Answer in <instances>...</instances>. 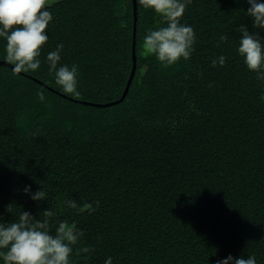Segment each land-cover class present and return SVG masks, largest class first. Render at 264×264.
I'll return each instance as SVG.
<instances>
[{
	"label": "trees",
	"instance_id": "trees-1",
	"mask_svg": "<svg viewBox=\"0 0 264 264\" xmlns=\"http://www.w3.org/2000/svg\"><path fill=\"white\" fill-rule=\"evenodd\" d=\"M136 8L133 38L132 0H58L41 68L0 66V214L12 219L10 203L33 215L50 207L53 233L75 222L84 236L72 264H215L229 254L264 264V84L236 54L239 27L252 31L246 0H193L183 22L195 51L168 68L142 49L147 30L166 22ZM221 33L229 41L217 47ZM133 40L124 100L82 104L122 97ZM61 43V63L79 65V96L48 72L47 53ZM222 54L226 65L212 67ZM25 185L42 186L47 202L37 206Z\"/></svg>",
	"mask_w": 264,
	"mask_h": 264
},
{
	"label": "clouds",
	"instance_id": "clouds-1",
	"mask_svg": "<svg viewBox=\"0 0 264 264\" xmlns=\"http://www.w3.org/2000/svg\"><path fill=\"white\" fill-rule=\"evenodd\" d=\"M146 10H152L167 26L149 28L143 38L142 49L145 56H154L164 68L179 61H188L195 51L197 37L194 28L183 22V17L193 0H137ZM239 2V0H237ZM246 16L251 19L252 31L247 25L239 27L240 36L236 54L242 59L249 72L264 84V0H246ZM51 0H0V40L5 41L3 60L13 66L14 75L36 72L41 68L44 46L49 40L46 29L54 16ZM229 36L221 33L217 47L227 44ZM64 44H57L54 51L47 53L45 62L48 72L54 76L55 84L71 96H79V65L62 64ZM229 57L219 55L211 60L212 67H224ZM211 87V85H209ZM41 103H47L44 92H37ZM264 102V93L260 95ZM22 193L30 200L47 202L48 192L41 186L33 191L31 185H25ZM70 209L80 210L76 200L66 201ZM19 207L18 215L14 208ZM5 212L12 216L6 220L0 214V261L2 264H72L71 257L76 245L84 236V230L75 222H59L55 233L51 221L57 214L47 207L36 215L25 211L15 204L5 206ZM41 215L43 219H41ZM15 216V218H13ZM39 217V218H37ZM104 264H114L113 257L105 259ZM209 264V262H208ZM215 264H257L255 254L220 257Z\"/></svg>",
	"mask_w": 264,
	"mask_h": 264
},
{
	"label": "water",
	"instance_id": "water-1",
	"mask_svg": "<svg viewBox=\"0 0 264 264\" xmlns=\"http://www.w3.org/2000/svg\"><path fill=\"white\" fill-rule=\"evenodd\" d=\"M133 1V15H134V32H133V38L135 36V29H136V22H137V8H136V0H132ZM135 41L133 40V46H132V69H131V72H130V76H129V79L127 81V84H126V87L124 89V92L122 94V97L116 101V102H113V103H110V104H104V105H97V104H91V103H87V102H81L82 104L84 105H91V106H94V107H98V108H106V107H109V106H112V105H116V104H119L121 103L124 98L126 97L127 95V92L129 91V88H130V85L132 83V80L134 78V75H135V71H136V58H135V53H134V43ZM0 66H7L9 68L12 69V66L11 65H8L6 62H0Z\"/></svg>",
	"mask_w": 264,
	"mask_h": 264
},
{
	"label": "rangeland",
	"instance_id": "rangeland-1",
	"mask_svg": "<svg viewBox=\"0 0 264 264\" xmlns=\"http://www.w3.org/2000/svg\"><path fill=\"white\" fill-rule=\"evenodd\" d=\"M57 1L58 0H51V5L54 4V3L56 4Z\"/></svg>",
	"mask_w": 264,
	"mask_h": 264
}]
</instances>
